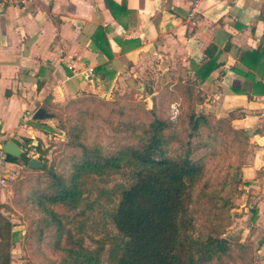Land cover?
I'll use <instances>...</instances> for the list:
<instances>
[{
	"label": "crops",
	"instance_id": "0c3cea01",
	"mask_svg": "<svg viewBox=\"0 0 264 264\" xmlns=\"http://www.w3.org/2000/svg\"><path fill=\"white\" fill-rule=\"evenodd\" d=\"M192 3L30 0L24 7L0 5V147L12 140L24 154L28 141L40 146L54 134L55 119L35 121L36 111L51 113L85 93H110L121 84L155 92L194 83L204 96L202 110L232 115L234 127L249 137L237 200V210L246 207V212L236 216L252 240L255 264H264V57L255 69L240 60L242 52L264 46V3L200 0L196 26L187 23ZM98 28L106 34L110 62L93 44ZM210 46L217 48L218 66L198 85L196 75L211 59L206 56ZM112 71L116 74L109 75ZM17 167L9 162L10 179ZM10 198L8 189H0V214L14 226L2 208ZM11 264L20 263L12 256Z\"/></svg>",
	"mask_w": 264,
	"mask_h": 264
},
{
	"label": "trees",
	"instance_id": "16d2710c",
	"mask_svg": "<svg viewBox=\"0 0 264 264\" xmlns=\"http://www.w3.org/2000/svg\"><path fill=\"white\" fill-rule=\"evenodd\" d=\"M92 41L110 62L113 54L102 28L97 29ZM216 53L215 46L207 49L206 56L211 59L197 72L198 85L217 68ZM262 57L264 46L242 52L240 60L249 69H255ZM108 65L97 68L96 72L106 70ZM145 114L149 115L146 121L129 125L126 141L112 151L106 152L99 144H87L82 139V131L73 129L70 144L77 152L71 156L69 168L56 170L44 163L43 168L33 169L47 173V180L35 187L33 203L46 214L41 220L44 227L52 224L56 227L55 247L63 254L58 264H229L230 245L222 241L215 229L208 235L202 234L193 212L195 198L204 196L208 186L207 182L196 193L205 169L204 157L199 154L204 147L202 135L204 129H213L212 123L206 115L196 112L184 121L181 113L176 122L169 119V112L167 117L155 109ZM228 119L232 122V115ZM179 122L187 125L184 136L185 132L176 129ZM232 132L248 145L246 131ZM35 148L45 154L40 146ZM30 159L27 152L21 158L8 156L9 162L26 167ZM240 166L226 176L225 184L228 181L230 186L224 203L227 211L232 207L233 187L242 180L243 166ZM116 174L125 175L128 180L116 182L111 188L98 187L97 198L86 201L90 180L108 182L106 179ZM104 202L102 220L93 229L100 238L96 240L94 235H89L91 245H85L84 220L70 221L76 227L67 228L52 209L60 206L79 211L76 217L83 218L94 206L101 207ZM14 226L0 214V264L12 262L17 234L16 226L11 234Z\"/></svg>",
	"mask_w": 264,
	"mask_h": 264
},
{
	"label": "rangeland",
	"instance_id": "374dc122",
	"mask_svg": "<svg viewBox=\"0 0 264 264\" xmlns=\"http://www.w3.org/2000/svg\"><path fill=\"white\" fill-rule=\"evenodd\" d=\"M191 85L192 87L187 89L185 84L178 83L173 88L165 86L154 92L144 86L139 88L137 85L121 84L110 93H85L72 102L69 101L66 105L51 110L55 119L54 134L48 136L41 145L39 144L45 154L42 155L38 151V155L34 158L45 163L48 168L68 169L71 156L77 152L70 144L73 129L82 131V139L87 144H99L109 152L126 141L125 131L129 125L145 122L149 116L145 113L152 109L167 117L170 105L178 102L181 105L182 121L192 112L202 113L209 118L213 129H204L202 135L204 147L199 152L200 156L204 157L205 169L196 187V193L201 192L207 182L208 186L204 196L201 194L195 198L193 212L197 226L205 235L211 230H217L221 239L230 245L229 264H255L256 251L252 240L245 234L244 225L238 222L237 219L240 221L241 219L236 216L246 212V207L243 208V212L237 210L239 207L237 200L241 196L239 183L233 187L235 192L232 196V207L227 211L224 206L230 189L229 182L227 181V186L225 184L226 176L230 172L233 173L234 168L239 165L244 166L249 156V143L245 146L240 136L232 132L238 129L228 117H217L213 111L202 110L203 93L194 83ZM175 126L181 133L187 128L183 122ZM36 143L38 144L37 141ZM17 164V170L13 171L6 187L10 191L11 198L8 204L2 205L5 215L17 227L12 248L13 260L20 264H58L62 261L63 254L55 247L56 227L53 224L44 227L41 220L46 218V214L33 203L35 187L41 186L40 183L47 180V173L34 171L21 163ZM106 180L108 182L99 180L88 182L89 191L85 195L86 201L97 198L98 187L111 188L116 182L128 178L116 174ZM224 186H226L225 190ZM104 206H106L105 202L101 207L94 206L93 211H88L87 216L83 218L76 217L79 211H70L60 206L52 209L67 228L76 227V224H71L70 221L84 220L85 245H91L89 235H94L96 240L100 238L93 229L95 223L102 220L101 211L104 210ZM42 228V236L39 237V230ZM62 245H65L64 239Z\"/></svg>",
	"mask_w": 264,
	"mask_h": 264
},
{
	"label": "built area",
	"instance_id": "2783aa9c",
	"mask_svg": "<svg viewBox=\"0 0 264 264\" xmlns=\"http://www.w3.org/2000/svg\"><path fill=\"white\" fill-rule=\"evenodd\" d=\"M30 0H0V5L4 4H14L17 6L24 7L26 6ZM200 4V0H193V3L191 4V9L189 12V15L187 17V23L189 25H198L199 23V18H198V7ZM88 73L92 75L93 70L90 69L88 70ZM182 110H181V105L178 102H175L170 105L169 109V119L173 122H176L179 119V116L181 115ZM27 150H28V156L30 158H33L38 155V151L36 150L35 146L32 145L31 143L27 145ZM25 148V149H26ZM8 154H6L3 151V148L0 147V189L6 188L8 181H9V176H8V165H9V160H8Z\"/></svg>",
	"mask_w": 264,
	"mask_h": 264
},
{
	"label": "water",
	"instance_id": "95a60500",
	"mask_svg": "<svg viewBox=\"0 0 264 264\" xmlns=\"http://www.w3.org/2000/svg\"><path fill=\"white\" fill-rule=\"evenodd\" d=\"M264 3V0H261ZM53 118V114L49 113L48 111L44 109H39L36 111V113L33 116V120L35 121H42V120H47ZM35 146L37 143L35 142ZM3 151L8 154L9 156H12L14 158H21L23 155L22 149L12 140H8L4 145H3ZM45 166V164L38 159L31 158L28 167L31 169H41ZM225 242L224 240H222Z\"/></svg>",
	"mask_w": 264,
	"mask_h": 264
}]
</instances>
